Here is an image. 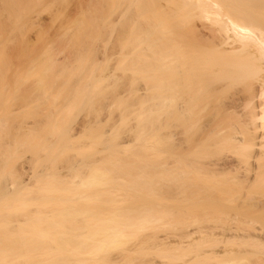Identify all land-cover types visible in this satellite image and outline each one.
I'll return each mask as SVG.
<instances>
[{
    "label": "rangeland",
    "instance_id": "1",
    "mask_svg": "<svg viewBox=\"0 0 264 264\" xmlns=\"http://www.w3.org/2000/svg\"><path fill=\"white\" fill-rule=\"evenodd\" d=\"M12 1L0 0V93L19 103V184L33 176L20 184L19 214L50 209L57 226L11 234L19 251L8 259L9 245L0 242L7 254L3 259L0 252V264H264V220L182 215L173 166L178 131L150 117L143 103L145 49L133 35L144 12L135 8L142 17L135 29L120 0V12L117 0L110 3L115 8L108 4L100 12L110 15L109 22L121 13L115 20L123 25L106 23L103 12L97 16L94 0ZM167 156L174 169L168 173ZM45 167L53 175L49 206L41 204L47 202ZM105 172L107 179L98 181ZM68 211L74 215H59ZM108 223L120 229V242L88 238ZM187 232H193L192 242L174 246ZM26 241L41 247L29 251L20 246Z\"/></svg>",
    "mask_w": 264,
    "mask_h": 264
},
{
    "label": "bare ground",
    "instance_id": "2",
    "mask_svg": "<svg viewBox=\"0 0 264 264\" xmlns=\"http://www.w3.org/2000/svg\"><path fill=\"white\" fill-rule=\"evenodd\" d=\"M120 1L124 2L119 6ZM120 1L94 0L93 5L92 1L89 3L93 11L97 10V16L106 12V5L118 3L117 8H123L122 12L131 17V24L138 16L142 19L140 11L144 12V19L137 20L144 21L139 25H144L140 30L136 23L130 25V28L138 27L139 36L137 31H134L137 36L133 35L135 44H138L136 46L144 43L142 48L145 49H141L145 53L138 52L146 58V97L143 96L146 101L143 97L141 100L145 101L143 103L147 105L150 117L159 120L168 131L171 130L168 127L173 125L178 131L179 148L176 161H172L176 162L174 168L177 166L176 190L181 204L178 203L183 206L182 215L194 217L192 220L195 221L264 220V0H141L143 7L139 4L140 0ZM21 2L23 6L24 1ZM8 4L10 8L13 6ZM108 6L107 11L110 9ZM136 7L141 9L137 12L139 15L135 14L138 11ZM101 8L105 10L100 12ZM117 10L120 12L119 8ZM134 14L135 19L132 18ZM104 15L110 16L107 13ZM117 16L112 17L114 20L110 22L109 17L103 16V19L110 25H116ZM2 93L0 242L4 244L7 241L9 246L5 249L9 259V252L16 251L12 254H17L21 244L19 240L15 242L17 238L12 242L11 234L51 230L55 225V213L42 208L19 214V189L23 188L20 184L33 182V176L26 177L19 184V103H14L9 93ZM48 144L46 147H49ZM168 156L165 163L167 173L174 170ZM170 174L167 176L171 180L174 175ZM107 175L105 172L101 174L105 179L97 180L104 181ZM42 178L48 184L46 188L42 186L47 189L42 192L47 202L41 204L49 206L53 179L49 167H45ZM40 192H36L39 195L36 200L40 198ZM59 215L73 216L74 212ZM127 220L129 222V218ZM120 232L108 223L93 229L88 238L112 237L114 242H120ZM179 238L182 241L173 242L176 247L185 242L183 239L192 238V242L193 232L182 234ZM163 240L160 239L158 244L160 241V244H166ZM191 242L186 243L187 246ZM20 246L32 252L41 247L33 241H26ZM2 249L0 252L5 255ZM6 255L2 256L3 259ZM124 260L128 262L126 257L122 260L125 263Z\"/></svg>",
    "mask_w": 264,
    "mask_h": 264
}]
</instances>
